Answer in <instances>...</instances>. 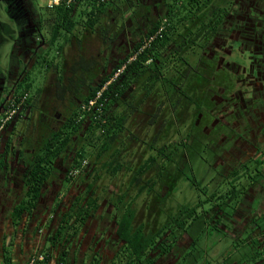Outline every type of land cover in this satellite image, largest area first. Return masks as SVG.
Returning a JSON list of instances; mask_svg holds the SVG:
<instances>
[{"label":"flooded vegetation","instance_id":"1","mask_svg":"<svg viewBox=\"0 0 264 264\" xmlns=\"http://www.w3.org/2000/svg\"><path fill=\"white\" fill-rule=\"evenodd\" d=\"M33 1L0 0L1 9L12 23L15 22V25H10L19 30V44L17 42L13 50L18 61L13 60L7 73L8 92L2 105L0 104L3 106H0V118L20 93L19 85L25 73L35 65L37 54L40 55L42 49L50 46L41 35L43 20L35 10ZM118 2H125L126 5L122 8L128 9L122 17L121 12L114 8ZM103 3L106 7H98L101 10L97 12L95 19L99 17L100 25L93 35L99 40L98 48L104 54V58H101L104 67L100 66L102 69L99 70V75L107 72L112 56L117 60L115 69L118 62L127 56H130L128 63L136 59V53L133 52L137 45L142 44L139 51L144 52L156 40L162 39L165 45L161 54L169 61L163 66V74L173 70L177 76L174 95L177 101L172 103L177 112L168 123H185L186 126L184 129L179 127L174 133L160 132L141 136L148 141V147L152 143L157 147L180 143L183 138L190 137L193 148L190 156L194 154L195 158L197 155L199 157L194 165L195 176H200L207 170L204 180L206 183L194 178L191 172L185 183H181L180 177H176L182 189L174 195L170 186L163 185L160 194L166 198V204L197 202L196 192L193 190L195 183L192 181L200 182L201 188L207 186L211 193L223 181L218 197L224 195L225 200L221 202L226 204L223 209L219 205L214 206L212 214H217L216 218L223 217L225 224L221 222L220 226L228 239L237 237L239 242L242 238L263 239L264 228H260L257 221H264V173L256 172L257 180L248 186L247 177L237 180L235 184L238 185L239 193H230V176L236 173L243 175L264 159V0H105ZM91 8L86 6V9ZM10 25L0 21V47L13 33L14 29ZM154 28L158 30L154 35L148 36ZM87 34L91 37V33L85 31L86 37ZM200 42L204 44L195 60L177 58L188 48H198ZM72 45L74 43L65 48L70 50L74 48ZM78 48L75 47L74 50L77 51ZM85 49L83 46L74 56L80 58L73 65L78 67V72L71 68L74 74L77 72L75 77L82 79L88 77L99 64L90 57V50ZM66 52L67 49L61 52L63 60ZM101 54L102 51L96 57ZM65 61L66 59L64 64ZM146 64L149 66L153 62L149 60ZM18 65L23 67L20 69ZM63 70L65 77L73 78L71 87L62 88L55 83L49 87L55 75L51 76L52 80L44 82L39 102L35 101L33 106L34 110L22 113L19 108L14 119L0 133V226L4 223V231L1 230L0 234V256L3 264H28L33 257L37 259L36 264H190L183 261L185 256H182L191 246L187 234L180 235L168 254L153 251L144 256L142 262L128 263V252L124 250L123 242L116 233L115 210L113 212V207L107 205L106 199L76 237L55 244L53 240L61 225L62 215L77 197L88 200L93 193L89 188L88 176L85 175L86 170L73 175L69 164L62 160L45 184L39 205L28 216L32 220L33 216L41 214L43 219L40 220L47 222L48 227H37L33 237L29 238L27 234L21 233V229L26 227L28 230L31 220L28 223L27 217H24L16 224L9 215L22 200L25 190L22 177L34 156L33 147L39 144V140L33 139V135L26 134L29 126L45 124L50 133L52 129L62 125L60 117L65 118L72 106L76 108L81 104L82 98L72 94L78 91L77 83L82 81L67 75L66 66ZM2 82L1 79L0 89ZM53 87L55 91L50 92ZM80 88L83 93L87 90L83 84ZM63 90L65 91L62 92ZM50 111L54 115L49 114ZM167 115L165 113L160 124L167 119ZM10 138L13 142L8 151L6 147ZM22 150L25 154H21ZM147 150L144 152H149ZM158 172L159 169H153L152 176H156ZM158 178L153 180L157 182L154 188L156 191L143 195L149 201L142 211L146 221L155 220L158 216V220L161 218L158 207L151 202L155 192H159ZM66 182L68 190L62 192ZM71 191L75 192V196L66 204ZM233 196L236 197L232 199ZM185 199L189 201L186 202ZM9 201H12L11 204ZM56 222L58 224L54 226ZM29 240L36 246L34 252L28 246ZM47 243L50 244L48 248ZM7 247L11 249L7 252L11 255L10 260H7ZM16 257H19L17 262Z\"/></svg>","mask_w":264,"mask_h":264},{"label":"trees","instance_id":"2","mask_svg":"<svg viewBox=\"0 0 264 264\" xmlns=\"http://www.w3.org/2000/svg\"><path fill=\"white\" fill-rule=\"evenodd\" d=\"M83 1L86 2L87 7H92L86 9L87 13H85L89 25H93L97 12L106 7L105 3L81 0L70 7L59 6L53 9L54 16L51 20L55 21V25L49 40V48L62 35L68 38L67 35L75 31L78 25L77 6ZM156 30L158 28L152 29L148 36L154 35ZM67 40L70 42V37ZM164 45L162 39L156 40L144 52L139 51L142 44L137 45L133 52L137 57L133 62L128 63L130 56L125 57L118 62L115 69L105 72L104 77L91 75L92 73L83 79L74 77L82 81L77 83L76 93L71 91L72 96L79 95L82 98L81 104L76 108L72 106L65 118H62V125L52 129L47 136L39 140L36 147H33L34 156L30 159L24 175L23 198L14 206L11 217L16 224H19L24 217L31 215L44 195V186L52 177L54 168L62 160L69 164L70 172L77 169L86 170L85 175L88 176L89 188L93 193L88 200L77 197L68 211L62 215L61 225L57 228L53 240L55 244L76 237L82 226L93 217L106 199L107 205L113 207V212L115 210L116 233L123 242L124 250L128 252L126 259L128 263L142 262L143 257L153 251L159 250L160 254H168L180 235L187 234L191 246L187 253H182V256H185L183 261L190 264H264V238H242L240 242L238 239L230 240L220 226L221 222L225 224L223 217L216 218L217 214H212L214 206L219 205L221 209L225 207L226 203L221 202L225 200V196L218 197L223 181L213 193L206 184V188H201L200 182L192 181L195 183L193 190L197 196V202L193 201V203L190 201L167 205L166 198L160 194L163 185L170 186L173 195L181 190L176 177H180L179 181L185 183L190 178L189 172L199 181L206 180L207 176V170L200 176L194 174V165L199 157L197 155L195 158L194 154L190 156L193 150L190 137L183 138L180 143H169L161 147L152 143L148 147L146 146L148 141L141 136L160 132L174 133L179 127L184 129L186 126L185 123L181 125L168 123L177 112L172 104L177 101L174 97L177 90V76L174 75L173 70L166 75L163 74V66L169 62L161 54ZM64 47L66 45L59 47V54ZM37 56L43 59L42 68L46 69L44 82L48 79L52 80L51 76L55 75L52 82L57 86L71 87L73 78L65 77L62 56L59 64L47 59L46 48ZM149 60H152L153 64L147 66ZM71 68L74 71L78 70L77 66L71 65ZM122 68L124 69L119 76L112 80L116 72ZM59 69L61 74L58 72ZM29 72L25 73L19 87L27 81ZM81 84L87 87L84 93L80 88ZM31 88L32 84L27 83L23 93H19L16 99L10 102L21 108L22 113L29 110L32 112L35 101L39 102L38 98L43 89L39 88L37 95L32 97L28 94ZM102 90L99 99V104H103L101 116H97L94 109L84 113L83 104L95 98ZM23 99H25L24 103H22ZM165 113L168 114L167 119L160 124ZM12 142L13 139L10 138L6 147L8 151ZM147 149L149 152H144ZM21 154H25V151L22 150ZM153 169H159L156 176H152ZM263 169L264 159H261L254 169L246 171L245 174L236 173L230 176L232 180L230 193L234 191L239 193L238 185L235 184L237 180L247 177L248 186L257 180L256 172L264 173ZM149 175L152 177H148ZM156 177L162 179L158 178L159 192H155L151 202L158 207L161 218L158 220V216L155 220L146 221L142 211L149 201L143 195L156 191L154 188L157 182L153 181ZM185 201L188 202L189 199ZM257 224L260 228H264V221L258 220ZM10 259L11 255L7 253V260Z\"/></svg>","mask_w":264,"mask_h":264},{"label":"rangeland","instance_id":"3","mask_svg":"<svg viewBox=\"0 0 264 264\" xmlns=\"http://www.w3.org/2000/svg\"><path fill=\"white\" fill-rule=\"evenodd\" d=\"M49 1L50 0H34L33 1V5H34L35 10L40 13L41 18L43 20L42 21L41 35L43 36V38L47 42H49V40L51 38L52 29L55 25V23H54L55 21L53 22L51 19L53 18L54 10L56 9V7L55 8H49L48 7ZM125 5H126L125 2H122V3L118 2L116 4V6L114 7V8H117V10H119L121 12V17L125 13H127V11H128V9L122 8ZM77 7H78L77 13H76V19L78 21L77 28L75 29V31L72 34L70 33L67 35L68 38H66L64 35H62V37H59L53 46H51L50 48L49 47L46 48V52L48 53L47 59L49 61H52L53 63L59 64V62H61L60 56H62V55H60L61 52L59 54V50H58L60 46H62V45L68 46L70 43H74V45H72L74 48L75 47L76 48H78V47L83 48V46H85V48H86L85 50H90V57H92V59L94 61H97L99 63V64H97V68L96 67L94 68L91 75L100 76L99 70L102 69V68H100V66L104 67L103 60H101V58H104V54H103V50L102 49L100 50L98 48V44L100 43L99 40L97 41L96 37L93 36L96 33L97 27L100 25V19L98 17L93 22V25H88L90 23L87 24L88 17L85 15V13H87L86 12V5L83 2H81V4L78 5ZM0 11L2 12V15H0V21H2L3 23L9 24V25L10 24L15 25V22L13 21V23H12V20L10 19V17L5 13V11H3L1 9V6H0ZM49 19L51 21H48ZM11 27H12V29H14L12 35L10 37H7L8 36V34H7L6 37L8 40L6 41V43L4 45H2L0 47V80L1 79L3 80V82L1 83V89H0V104L5 100L7 92H8L7 83H6L8 70L12 66L13 60H14V62L18 61V58H16V55L13 53V50H14L15 44L19 41V39H18L19 38L18 37L19 30L16 27H13V26H11ZM123 30H125V28H123ZM85 31L91 33V37L89 36V34H87L88 37H86L84 35ZM64 34L66 35L67 33H64ZM69 37H70V42H68V40H67V39H69ZM14 38H15V40H14ZM18 44H19V42H18ZM75 44H77V45H75ZM203 44H204L203 42H200V45L198 46V48L192 47V48H188V49L184 50L183 52H181V54L179 56H177V58H192V60H195L197 55H198L197 53L200 52V47ZM74 48L69 50V48L64 47V49H67L66 56H65L66 61L64 64L66 66V74L69 76H72V77L77 76V73H75V74L73 73V71L71 70V65H74L75 61L80 59L78 56L74 57L75 54L78 53V50L80 48H78L77 51H75ZM64 49L62 50V52L64 51ZM101 51H102L101 56L97 58L96 55ZM194 52H196V54ZM38 57H39V60L35 63L32 70L28 73L27 81H25L23 83V85L18 88V91L20 93H23L25 85L27 83L32 84V88L30 89V91L28 93L30 96L31 95H37V91L39 90V88H42L44 86V77H45L46 69L42 68L43 67L42 66L43 65V62H42L43 59L40 56H38ZM116 61L117 60H115V58L112 56V58L109 61L107 72H110L111 70L114 69V64L117 63ZM22 67H23V65H18V68L21 69ZM58 72H59V74H61L60 69ZM100 77H104V75H101ZM53 84H54V82H52L49 87L53 86ZM65 90H63L62 92H64ZM54 91H55V87H53V89L50 92H54ZM64 95H67V94L64 93ZM48 113L54 115V113H52L51 111ZM60 119H62V117H60ZM47 129H48L47 125H45V124L43 126L30 125L26 134L33 135V139L42 140L48 134ZM16 188L18 189V187H16ZM67 190H68V182H66L64 184L62 192H67ZM16 192L18 193L19 191H16ZM74 196H75V192L71 191L69 194V199L66 201V204L69 203V201L71 199H73ZM188 196H191V195H188ZM191 199L193 201L194 195H192ZM9 202H10L9 204H11L12 201H9ZM12 210L9 213V215H11ZM40 212H42V211H40ZM39 215H40V219H43V216H41V214H39ZM1 222L2 221H0V223ZM57 224L58 223L56 222L54 226H57ZM2 226H4V223H2V225L0 226V234H1V230H2V232L4 231L3 230L4 228ZM46 227H48L47 222L42 221L38 225V229H45ZM239 228H241V227H239ZM237 239H239V238L231 237V240L236 241ZM49 246H50V244L47 243V248ZM5 250L7 253V252H10L11 249L7 247V248H5ZM210 253H213V252L210 251ZM2 259L3 258L0 256V263L1 264H3Z\"/></svg>","mask_w":264,"mask_h":264},{"label":"built area","instance_id":"4","mask_svg":"<svg viewBox=\"0 0 264 264\" xmlns=\"http://www.w3.org/2000/svg\"><path fill=\"white\" fill-rule=\"evenodd\" d=\"M78 1H81V0H50L49 3H48V7L49 8H55V7H59V6L70 7L71 5H73L75 3H78ZM92 1H95L98 4L105 2V0H92ZM124 68H122L120 71H118L115 74V76L113 77L112 80L116 79L119 76L120 72ZM103 90L101 92H99L95 98L89 100L87 103H84V105L82 106V109H83V112L84 113L91 112L92 109H94V111L97 112V116H101V113L103 111V108H102L103 107V104H99V99H100V97L102 95ZM22 103H20V104H22ZM18 109H19V107L13 102L7 108V110L5 111V113L1 116V118H0V133L14 119V117L18 113ZM79 170L80 169L75 170L74 172H72V174L73 175L77 174L79 172ZM36 261H37V259L35 257H33L30 260L29 264H35Z\"/></svg>","mask_w":264,"mask_h":264},{"label":"crops","instance_id":"5","mask_svg":"<svg viewBox=\"0 0 264 264\" xmlns=\"http://www.w3.org/2000/svg\"><path fill=\"white\" fill-rule=\"evenodd\" d=\"M22 179H24V177H22ZM24 183H22V187H23ZM23 198V197H22ZM20 203V202H19ZM39 205V204H38ZM28 219V223L30 222V218L27 216ZM42 221L40 220V216H33V219L31 220V226L28 228V230H26L27 228L24 227V229H21V233L23 232V234H27V236L29 238L33 237V232L36 230V228L38 227V225L41 223ZM28 246L31 247L33 249V252L36 250V246L33 243V241L29 240L28 242ZM23 249L21 248V251ZM21 258V257H20ZM19 259V257L15 258V262H17Z\"/></svg>","mask_w":264,"mask_h":264},{"label":"clouds","instance_id":"6","mask_svg":"<svg viewBox=\"0 0 264 264\" xmlns=\"http://www.w3.org/2000/svg\"><path fill=\"white\" fill-rule=\"evenodd\" d=\"M81 3V2H80ZM83 3L85 4L86 2L85 1H83Z\"/></svg>","mask_w":264,"mask_h":264},{"label":"water","instance_id":"7","mask_svg":"<svg viewBox=\"0 0 264 264\" xmlns=\"http://www.w3.org/2000/svg\"><path fill=\"white\" fill-rule=\"evenodd\" d=\"M3 106H1V108H2ZM1 108H0V110H1Z\"/></svg>","mask_w":264,"mask_h":264}]
</instances>
